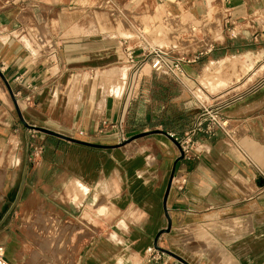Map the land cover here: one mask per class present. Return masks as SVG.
<instances>
[{"label":"crops","instance_id":"crops-1","mask_svg":"<svg viewBox=\"0 0 264 264\" xmlns=\"http://www.w3.org/2000/svg\"><path fill=\"white\" fill-rule=\"evenodd\" d=\"M262 15L264 0H0L8 264H264V49L243 48ZM199 24L245 28L198 49ZM155 49L183 72L152 70ZM211 52L253 61L223 73V127L179 158L204 69L181 59Z\"/></svg>","mask_w":264,"mask_h":264},{"label":"rangeland","instance_id":"rangeland-1","mask_svg":"<svg viewBox=\"0 0 264 264\" xmlns=\"http://www.w3.org/2000/svg\"><path fill=\"white\" fill-rule=\"evenodd\" d=\"M245 27L239 28V26H230V25H218V26H209V25H203L199 24L196 26V32H197V48L203 44L206 43L207 37H209L210 32L214 33V37L222 38L224 36H228L231 34H236L237 31H240L239 29H243ZM249 29H251L252 33L258 36V40L254 41L252 45H247L243 48H252V50L256 49H264V15L261 16V18L258 19V24H254L251 27L249 26ZM244 42V41H242ZM242 42H240V39L236 41L235 38H229L228 44L231 46L230 50H236L237 46H239ZM207 44V43H206ZM207 47V46H205ZM240 48V47H239ZM199 49V48H198ZM197 49V50H198ZM220 50V49H218ZM215 51V54H219V51ZM217 52V53H216ZM200 53V51H198ZM211 53L203 54V58H198L199 54H194L195 58L186 57L191 59L193 63H198L197 66L203 67L202 70L203 73L200 75V77L197 80V86L201 89L197 88L191 91V95L195 97V95L199 98L197 101L199 104L197 105L195 111L193 112V115H201L206 112V110H209L211 107L213 109L220 108L224 103H226L229 98V95H231L229 92L227 94L226 89H222V79L226 81V74H223L226 72L227 69H235V72L232 73L230 71L229 73V80L233 79L236 80L237 78L246 76L245 74L239 73L240 69L242 68H236L239 66H243L244 69L249 67L251 65V62L248 65H245L244 63H240V61L243 62V59L236 58H229V59H218L215 57H210ZM209 57V58H208ZM259 58V56H255L254 59ZM263 59V58H262ZM260 59L259 61H261ZM222 62V63H221ZM262 62V61H261ZM188 64L187 62H184ZM192 63V62H191ZM240 63V64H239ZM257 64H261L258 62ZM204 85L206 86V89H204ZM203 87V88H202ZM229 97V98H228ZM205 101H202V100ZM191 114V113H190Z\"/></svg>","mask_w":264,"mask_h":264},{"label":"built area","instance_id":"built-area-1","mask_svg":"<svg viewBox=\"0 0 264 264\" xmlns=\"http://www.w3.org/2000/svg\"><path fill=\"white\" fill-rule=\"evenodd\" d=\"M148 60L151 69L156 72L171 73L173 75H175V71H177V74H179L178 71H180V73L183 72L177 62L174 64L168 63L164 57V53L160 50L155 49L150 51L148 53ZM181 60L183 63L191 61L189 58H183ZM220 109L221 107L215 109L211 107L209 110H206L205 113L200 115V119L194 127L186 131L182 138H176L183 153V157H191L198 150L194 139V134L196 132L205 131L214 134L223 127L224 122L220 118ZM174 182L180 185L182 183V178L178 177L174 179ZM4 252L3 246L0 245V264H8ZM147 253L150 259L159 258V254L154 247H148Z\"/></svg>","mask_w":264,"mask_h":264},{"label":"water","instance_id":"water-1","mask_svg":"<svg viewBox=\"0 0 264 264\" xmlns=\"http://www.w3.org/2000/svg\"><path fill=\"white\" fill-rule=\"evenodd\" d=\"M34 128H35L36 130L43 131V132H45V133H48V134H51V135H55V136H58V137H61V138L67 139V140H69V141H73V142L79 143V144H83V145H87V146H92V147H101V146H102V145H98V144L89 143V142H87V141H82V140H79V139H75V138H71V137L63 136V135H61V134L55 133V132H53V131H50V130H48V129H44V128H40V127H34ZM148 133H150V132H141V133H138V134L132 136L131 138L127 139L126 141H129V140L135 139V138L140 137V136H144V135H146V134H148ZM176 143H177V145H178V147H179V150H180V156H179V158H182V157H183V153H182V151H181V149H180V145H179V143H178L177 140H176ZM172 176H173V175H172ZM171 181H172V178H171V180H170V184H171ZM170 184H169L168 187H167V190H166V196H167V193H168V190H169ZM166 196H165V197H166ZM162 232H163V231H161L158 235H160ZM158 235H157V237H158ZM179 259H180L183 263L187 264V263H186L183 259H181L180 257H179Z\"/></svg>","mask_w":264,"mask_h":264},{"label":"bare ground","instance_id":"bare-ground-1","mask_svg":"<svg viewBox=\"0 0 264 264\" xmlns=\"http://www.w3.org/2000/svg\"><path fill=\"white\" fill-rule=\"evenodd\" d=\"M222 63V62H221ZM223 85V83L221 84V86Z\"/></svg>","mask_w":264,"mask_h":264}]
</instances>
